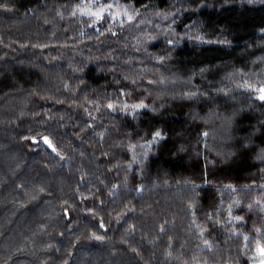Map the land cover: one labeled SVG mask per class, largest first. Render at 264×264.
Instances as JSON below:
<instances>
[{
    "label": "trees",
    "instance_id": "obj_1",
    "mask_svg": "<svg viewBox=\"0 0 264 264\" xmlns=\"http://www.w3.org/2000/svg\"><path fill=\"white\" fill-rule=\"evenodd\" d=\"M261 89L264 0H0V264H250Z\"/></svg>",
    "mask_w": 264,
    "mask_h": 264
},
{
    "label": "rangeland",
    "instance_id": "obj_2",
    "mask_svg": "<svg viewBox=\"0 0 264 264\" xmlns=\"http://www.w3.org/2000/svg\"><path fill=\"white\" fill-rule=\"evenodd\" d=\"M113 13H116L117 16L114 17ZM99 15H100V17H107L109 19L116 18V19H119V21H121L122 19H125L128 22H132L133 20H138V21H140L139 25H141L143 27H145L147 25H151V27H152L156 24L158 26H160L162 24L164 26H166L170 20L169 16H167V15L155 14V15L146 16V15L134 13L133 11H131L130 8H121V9H119V11H111L110 6L102 7L101 9H99ZM257 92H258L257 95L259 98L261 95L264 94V92H261V90H258ZM260 248L261 247H259V248L257 247L255 249V253L253 255V260L250 264H261V261H264V256H262L259 252Z\"/></svg>",
    "mask_w": 264,
    "mask_h": 264
},
{
    "label": "snow or ice",
    "instance_id": "obj_3",
    "mask_svg": "<svg viewBox=\"0 0 264 264\" xmlns=\"http://www.w3.org/2000/svg\"><path fill=\"white\" fill-rule=\"evenodd\" d=\"M261 92H264V89H261ZM260 99L264 100V95H261ZM157 135H159V133H157ZM259 252L262 256H264V247L260 248ZM261 264H264V261H261Z\"/></svg>",
    "mask_w": 264,
    "mask_h": 264
},
{
    "label": "water",
    "instance_id": "obj_4",
    "mask_svg": "<svg viewBox=\"0 0 264 264\" xmlns=\"http://www.w3.org/2000/svg\"><path fill=\"white\" fill-rule=\"evenodd\" d=\"M45 144L49 147V144L47 142H45Z\"/></svg>",
    "mask_w": 264,
    "mask_h": 264
},
{
    "label": "bare ground",
    "instance_id": "obj_5",
    "mask_svg": "<svg viewBox=\"0 0 264 264\" xmlns=\"http://www.w3.org/2000/svg\"><path fill=\"white\" fill-rule=\"evenodd\" d=\"M33 143H35V141H33Z\"/></svg>",
    "mask_w": 264,
    "mask_h": 264
}]
</instances>
